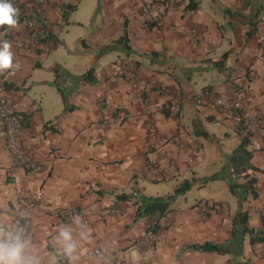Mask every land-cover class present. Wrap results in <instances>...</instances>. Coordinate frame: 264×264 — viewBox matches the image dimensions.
<instances>
[{"label":"crops","instance_id":"1","mask_svg":"<svg viewBox=\"0 0 264 264\" xmlns=\"http://www.w3.org/2000/svg\"><path fill=\"white\" fill-rule=\"evenodd\" d=\"M10 2L19 10L18 24L0 26V45L11 43L13 65L19 67L0 74V93L30 117L23 144L40 170L31 173L19 166L0 121V248H14L26 201L38 192L40 206L22 252L32 264H60V256L70 264H264V250L258 246L254 251L250 241L247 246V237L237 252L236 240L244 231L234 221L240 209L231 208L236 197L229 175L211 184L215 193L204 182L209 170L222 166L223 153L232 154L247 135L216 101L264 118V0H195V10L188 9L189 0ZM70 4L74 10L66 16ZM148 5L160 29L147 25ZM25 11L57 45L44 42L35 51L21 46L29 35L22 23ZM256 13L258 30L247 41ZM125 31L128 43L115 44ZM226 53L220 71L214 62ZM56 68L71 76L94 70L95 84L64 82L74 110L66 111L54 85ZM203 92L209 95L199 104L194 96ZM173 96L181 98V116L169 110ZM251 141L252 164L264 171V138L256 132ZM185 180L208 194L199 190L195 202L186 196L192 189L180 196L151 240L146 236L151 221H135L134 203L117 199L135 193L168 197ZM257 185L260 198H250L243 211L250 213L251 228L262 229L264 173ZM181 197L186 201L181 203ZM203 203L210 206L209 214ZM205 242L227 246L231 253L189 248ZM69 244L70 255L65 251Z\"/></svg>","mask_w":264,"mask_h":264},{"label":"trees","instance_id":"2","mask_svg":"<svg viewBox=\"0 0 264 264\" xmlns=\"http://www.w3.org/2000/svg\"><path fill=\"white\" fill-rule=\"evenodd\" d=\"M190 5L188 6L189 10H195L198 7V4L195 0H189ZM72 6H66V16L70 11H73ZM258 13V12H257ZM256 14L252 16L251 21L249 22V30L247 32V41L251 39L257 33V26L259 21L256 19ZM8 25H4V30L7 29ZM54 42L55 38L47 32H44V37L41 42ZM127 31H125V35L115 41V44H127L128 43ZM229 54H224L219 60L214 62V65L220 70H225L226 61L228 59ZM56 80L54 81L55 87L58 89L61 94L65 104L66 111L74 110L73 107L68 106V95H70V91L64 90V82L67 81L68 78L73 79L75 81H83L84 83L95 84L96 77L94 75V70L88 71L86 74L81 76H71L67 75V73L61 69L56 68L55 70ZM65 75V76H64ZM11 90H18L14 85L10 86ZM22 118L24 128L29 125L30 117L19 113ZM45 129L49 130L50 128L45 125ZM241 129H243L241 127ZM244 131V129L242 130ZM240 130V132L242 133ZM204 136H208L206 133ZM254 157V151L252 149V141L251 135L247 134L242 139L239 147L229 156H227L226 164L223 167L222 173H226L229 175V187L230 191L234 196L237 197L239 202L240 212L238 216L235 218V224L240 225L243 228L245 234L250 235V244L254 251H257V247L260 246L264 250V227L262 229H253L249 226L250 213L249 211H243L244 205L249 201V199L258 200L260 198L259 189H258V176L263 174L264 171L252 164V159ZM220 175L215 177L219 179ZM194 183L188 180L183 181L174 191V194L168 197H147L140 193H135L131 196L129 195H119L117 197L118 201H131L137 207L135 221H139L143 218H148L151 221V225L146 232V236L149 231H152L154 235H157L161 231L160 221L166 217L169 213H171L172 204L177 200L178 197L187 194L193 187ZM235 225V226H236ZM264 225V221H263ZM235 233H237V229H235ZM190 249L198 252H206V253H217L220 255H227L231 253V249L227 246H220L214 244L212 242H205L203 244H194L189 247ZM60 264H70L69 258L60 256L59 257Z\"/></svg>","mask_w":264,"mask_h":264},{"label":"built area","instance_id":"3","mask_svg":"<svg viewBox=\"0 0 264 264\" xmlns=\"http://www.w3.org/2000/svg\"><path fill=\"white\" fill-rule=\"evenodd\" d=\"M160 1V0H159ZM163 2L172 3L174 0H161ZM10 2V0H9ZM144 15L146 18L147 25L154 26L156 29H160V22L152 14L151 6L144 7ZM22 23L26 26L29 33L28 37L21 42V46L25 50L35 51L43 46L41 42L44 37V31L39 28L36 17L30 12L25 11L22 14ZM264 41V40H263ZM132 70H123L121 73L122 77H125ZM154 85L155 83L152 82ZM209 95L208 92H203L194 96L197 103L201 104L204 97ZM216 105L223 110L227 115L234 118L237 125L244 129V132L249 135H253L256 132L264 138V118L260 116H245L239 114L236 111V106L231 103H227L222 99L216 101ZM169 110L176 116H181L183 114L182 101L180 96H173L169 104ZM121 118H125L124 112L120 113ZM0 121L4 126V134L6 137L7 147L15 158L19 166L25 168L31 173H36L40 170L39 163L35 162L28 155L25 146L23 144L24 136V125L22 118L18 112L11 105L9 100L0 93ZM41 194L36 192L32 194L26 201L25 210L19 219L16 233L13 239V245L15 247H21L22 252L26 248L28 239L30 238L31 230L30 224L32 218L36 215L40 206ZM205 214L210 213V206L207 203L201 205ZM58 212V210H57ZM59 213V212H58ZM67 219L70 218L71 213L67 211L60 212ZM148 239H154L155 236L152 231L147 234ZM149 242V241H148Z\"/></svg>","mask_w":264,"mask_h":264},{"label":"clouds","instance_id":"4","mask_svg":"<svg viewBox=\"0 0 264 264\" xmlns=\"http://www.w3.org/2000/svg\"><path fill=\"white\" fill-rule=\"evenodd\" d=\"M19 10L13 6L9 0H0V26L8 25L16 27L18 24ZM19 64L13 65V53L11 51V43L8 41L2 42L0 45V74L5 70L18 68ZM65 240H69L70 236L67 233H62ZM73 246L67 245L65 251L71 254ZM0 264H32L31 261H24L22 257V248L15 247L9 250L0 248Z\"/></svg>","mask_w":264,"mask_h":264},{"label":"rangeland","instance_id":"5","mask_svg":"<svg viewBox=\"0 0 264 264\" xmlns=\"http://www.w3.org/2000/svg\"><path fill=\"white\" fill-rule=\"evenodd\" d=\"M205 138H208V137H206V136H204ZM229 155H231V154H224L223 153V157H221V160H220V164L222 165V166H220V167H216V168H214L213 167V165H210V167L213 169L212 171L211 170H209L206 174V179H204V182L205 183H208L209 185H211L213 182H215V180H217V178H215V177H217V176H219V175H222L223 173H222V171H223V166H225L224 164H226V160H227V156H229ZM214 157V156H213ZM212 162L214 163H216V158L214 159V160H212ZM213 185H211V186H209L211 189H213L214 190V193H215V189L212 187ZM199 190H200V193L199 194H201L202 193V191H201V189H199V187H195L194 189H192V191H190L186 196L188 197V201L189 202H191V201H193L194 200V202L196 201V200H198V199H200L201 198V196H195L194 198H193V196H194V194H198V192H199ZM203 195H207L208 194V191H204L203 193H202ZM206 197V196H205ZM236 197V196H235ZM179 198V197H178ZM177 198V199H178ZM237 198V197H236ZM236 198H234L233 197V199H232V201H231V203H232V206H231V208H232V211H234V212H236V211H238V208H239V202H238V199H236ZM186 201V199H184L183 197H181V200H180V202L182 203V202H185ZM258 230H259V228H258ZM249 234H245V233H243V232H241L240 231V236L239 237H237V240H236V242H237V252L238 251H240L241 252V250H242V248H243V243H244V237H247V246H248V243H249V241H250V238H249Z\"/></svg>","mask_w":264,"mask_h":264},{"label":"bare ground","instance_id":"6","mask_svg":"<svg viewBox=\"0 0 264 264\" xmlns=\"http://www.w3.org/2000/svg\"><path fill=\"white\" fill-rule=\"evenodd\" d=\"M69 6H71V4L69 5ZM73 7V6H72ZM38 22V21H37ZM38 26H39V23H38ZM39 28H40V26H39ZM40 29H42L43 30V28H40ZM44 31V30H43ZM44 32H46V31H44ZM63 216V215H62ZM64 217V216H63ZM64 218H66V217H64ZM151 225V224H150ZM150 227V226H149ZM154 236H156V235H154Z\"/></svg>","mask_w":264,"mask_h":264}]
</instances>
